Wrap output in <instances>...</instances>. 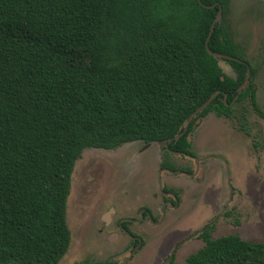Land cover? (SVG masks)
Returning <instances> with one entry per match:
<instances>
[{"label": "trees", "instance_id": "1", "mask_svg": "<svg viewBox=\"0 0 264 264\" xmlns=\"http://www.w3.org/2000/svg\"><path fill=\"white\" fill-rule=\"evenodd\" d=\"M227 4L0 0V264H58L66 254L71 174L85 148L171 139L168 147L186 150L198 117L232 113L248 68L236 101L247 98L264 118ZM209 51L232 57L224 60L234 76ZM212 228L182 263L167 264H264V242L214 238Z\"/></svg>", "mask_w": 264, "mask_h": 264}, {"label": "rangeland", "instance_id": "2", "mask_svg": "<svg viewBox=\"0 0 264 264\" xmlns=\"http://www.w3.org/2000/svg\"><path fill=\"white\" fill-rule=\"evenodd\" d=\"M227 21L234 42L254 68L256 101L264 111V0H228ZM219 65L225 74L234 76L226 61L219 59ZM242 111L246 133L237 130ZM235 114L238 118L228 124V118L210 112L191 133L192 150L206 165L192 160L193 170L198 169L195 175V170L177 175L160 169L163 152L158 142L148 147L133 141L115 149L85 148L75 162L66 202L71 243L58 264L102 258L111 261L109 256L116 247L125 252L122 258L126 256L129 246L116 240V247L106 243L95 226H102L108 207L114 205L111 224L103 225L105 237L117 232L121 217L136 215L140 205L152 208L155 218L161 217L166 203H160L158 178L162 185L181 189L185 197L179 209L168 212L171 216L167 222L130 224L149 235L127 264H165L170 252L177 263H182L203 245L198 234L209 224L214 225V238L237 233L244 239L264 242V120L246 100L235 104ZM183 159L169 156L166 161L181 167Z\"/></svg>", "mask_w": 264, "mask_h": 264}, {"label": "flooded vegetation", "instance_id": "3", "mask_svg": "<svg viewBox=\"0 0 264 264\" xmlns=\"http://www.w3.org/2000/svg\"><path fill=\"white\" fill-rule=\"evenodd\" d=\"M211 5H213V7H214L215 4H211ZM227 9H228V4H227ZM226 18H227V13H226ZM238 50L243 55V57L245 58V56H244L243 52L241 51L239 45H238ZM224 59H227V58H223L222 60H224ZM245 60H247V59L245 58ZM250 65H251V63H250ZM249 71H250V69H249ZM249 75H250V72H249ZM252 82H253V77H252ZM253 87H254V98H255V102L257 104L256 96H255V92H256L255 88L256 87H255L254 82H253ZM235 96H236V98L234 99ZM235 96L232 98L231 102L228 103L232 107V113L230 115H224V114H220L219 115L215 111H210V112L214 113L216 116H219V117L223 116V117L228 118L229 119L228 124H229V122H232L235 118H238L237 115L235 114V104L241 103L244 100H246L247 103L249 104L251 110L258 117H260L261 119L264 120L263 117H261L258 113H256L252 109V106L250 105V103H249L247 98L237 102L236 100H237V98L239 96V93L236 94ZM224 102H226L225 98H224ZM257 106H258V104H257ZM258 108H259V106H258ZM210 112L206 113L203 116L198 117L194 121L190 131L188 132V134L186 136V140L188 142V146H187L186 150H182V151L174 150V149L168 147V143L169 142H167L166 146H162L161 147V150L163 152V158H162V161L160 162L161 163V166L159 167L160 169H166V170H169L170 172H175L177 175H187L186 173H192L194 170H195L194 175L198 174V169L194 168V170H193V166L191 165L192 160L197 159L196 158L197 156L195 155V153L192 150V145H191V142H190V138H191V133L195 130V127L197 128L199 126L200 122ZM262 112H264V111H262ZM241 116H242L243 119H242L241 125L240 124L238 125V127H237L238 129L236 127H232V126L231 127L246 133V129H245V125H246L245 111L241 112ZM144 144H145V146L146 145L149 146L151 143H144ZM166 155H167L168 158H169V156H179V157H182V159L184 158L183 159L184 161H182V163H181L182 166L180 167L175 162L169 161L170 159L168 161H166V158H167ZM197 161H198V163L200 161L201 166L204 164V162L201 161V160L197 159ZM183 166H187V167H183ZM203 167H206V165L204 164ZM198 168L200 169V165H198ZM166 180H168V179H166ZM158 185H159V189H158V193L159 194H158V196L160 198V203H166L165 207H164V209L162 211L161 217L155 218L152 208L140 205V206H138V213L136 215L128 214V212H129V210H128V212H127L128 215L121 217L117 221V225H116L117 229H118L117 232H112L109 235H106V237H105L104 236V227H103V225L104 226H109L111 224V217H110L111 213L112 212H116V209H114V208H116V206L113 204L114 206L108 207V211L104 214L102 226H95L97 228L98 233H100L105 238L106 243L108 241H110L111 242L110 244H115V247H116V243L115 242H120L121 241L120 243L122 245L124 243L125 247L129 246V250L127 251L126 256H124L122 258L121 255L123 253H125V252H122V251L119 252L118 247H116V251H115L114 255L109 256V258H111V261L108 258H102L100 260H95V261H91V262H86V261L81 260V262L77 261V264H127L131 260L132 256L134 254H136L137 250H139L143 246L145 239L148 238V235H149L147 230H145V231L142 230V232H139V230L137 231V230L132 229L130 227V224H143V222L145 221L144 222L145 224L148 223L149 225L155 226V225L167 222L168 216L169 217L171 216V214L169 215L168 212L171 211V213H172V212H174L173 210L179 209L181 207V204H182V199H183V197H185L184 192L181 189H175L172 186L168 185L167 183L162 185L160 178H158ZM229 199H230V197H229ZM167 205H169L170 208H167ZM208 226H214V225L213 224L206 225L202 229V231L204 229H206V227H208ZM212 230H213V228H212ZM200 233L198 234V237H199ZM185 239H187V238H182L181 241H185ZM199 239H201V238L199 237ZM117 246H118V243H117ZM126 250L127 249H125V251ZM118 256H119V258H118ZM171 256H173L174 259H175L174 253L170 252V254L167 255L166 258H165V264H167V261H168V259Z\"/></svg>", "mask_w": 264, "mask_h": 264}, {"label": "water", "instance_id": "4", "mask_svg": "<svg viewBox=\"0 0 264 264\" xmlns=\"http://www.w3.org/2000/svg\"><path fill=\"white\" fill-rule=\"evenodd\" d=\"M207 7L208 8H211V7H213V5H207ZM220 14H221V8H219V10H218V13H217V16H220ZM215 21H216V19L212 22V24H211V28H210V33L212 32V30H213V27H214V23H215ZM206 48H207V45H206ZM211 54H213L218 60L219 59H221V58H232V57H230V56H227V55H224V54H221V53H216V52H212V51H209ZM249 69H247V72H246V75H245V78H244V82H243V84H241L240 85V87H239V92L238 93H240L242 90H243V86L245 85V84H248V77H249ZM214 95H215V93H213L205 102H203L189 117H188V119H187V121H186V123H185V126H184V129L181 131V132H179V133H177L173 138L174 139H176V138H179V137H181L182 136V134L186 131V129H187V127H188V124H189V122L191 121V119L196 115V113L198 112V111H200L204 106H206L211 100H212V98L214 97ZM236 98V96L234 97V99ZM171 140V139H170ZM170 140H168V142L170 141ZM158 144H159V146H160V148L162 147V146H166L167 145V141H159L158 142ZM148 145H146V147H147Z\"/></svg>", "mask_w": 264, "mask_h": 264}]
</instances>
